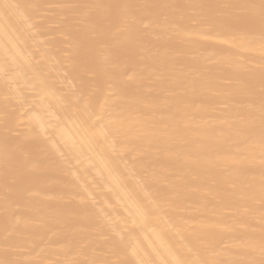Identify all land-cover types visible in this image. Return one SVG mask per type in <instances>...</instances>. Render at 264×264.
<instances>
[{
	"label": "bare ground",
	"instance_id": "obj_1",
	"mask_svg": "<svg viewBox=\"0 0 264 264\" xmlns=\"http://www.w3.org/2000/svg\"><path fill=\"white\" fill-rule=\"evenodd\" d=\"M0 264H264V0H0Z\"/></svg>",
	"mask_w": 264,
	"mask_h": 264
},
{
	"label": "rangeland",
	"instance_id": "obj_2",
	"mask_svg": "<svg viewBox=\"0 0 264 264\" xmlns=\"http://www.w3.org/2000/svg\"><path fill=\"white\" fill-rule=\"evenodd\" d=\"M240 24H242V22L240 23ZM240 24H238V25H240ZM241 26V25H240ZM243 26V25H242Z\"/></svg>",
	"mask_w": 264,
	"mask_h": 264
}]
</instances>
